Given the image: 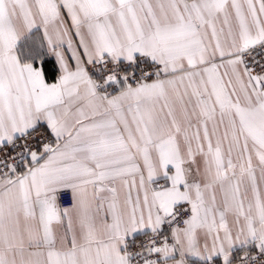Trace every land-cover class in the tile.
Returning <instances> with one entry per match:
<instances>
[{
	"label": "snow or ice",
	"instance_id": "snow-or-ice-1",
	"mask_svg": "<svg viewBox=\"0 0 264 264\" xmlns=\"http://www.w3.org/2000/svg\"><path fill=\"white\" fill-rule=\"evenodd\" d=\"M0 264H264V0H0Z\"/></svg>",
	"mask_w": 264,
	"mask_h": 264
}]
</instances>
